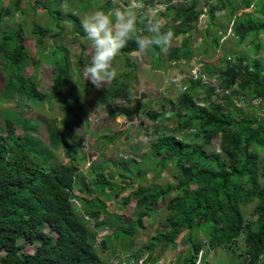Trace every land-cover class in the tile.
Listing matches in <instances>:
<instances>
[{
  "label": "trees",
  "instance_id": "trees-1",
  "mask_svg": "<svg viewBox=\"0 0 264 264\" xmlns=\"http://www.w3.org/2000/svg\"><path fill=\"white\" fill-rule=\"evenodd\" d=\"M2 1L0 102L22 108L29 102L59 101L69 96L66 108L71 109L72 120V105L80 99L73 96L75 66L70 52L56 45L48 58L53 64L49 93L37 77H26L28 67H38L42 62L29 49L26 22H18L14 28L6 22L20 15L26 17L30 11L36 17L38 10L44 9L61 29V33L53 34L50 27L34 18L32 34L37 47L44 50L49 37H61L64 21L85 37L82 19L75 13L66 14L62 8L54 9L53 2L64 0H31L28 9L25 0H12L9 6ZM156 1L165 5L160 12L167 20L162 31L175 28L176 36L188 35L166 53L169 63L192 59L191 33L205 14L209 23L203 30L204 41L209 38L214 50L219 49L224 36L221 30H227L230 23L239 46L251 42L252 51L261 48L255 41L264 34V0H181L177 5L173 0H147L146 5L155 6ZM127 3L123 0L122 4ZM112 7V0L104 2L105 10ZM251 8L252 12L237 15ZM219 12L226 13L230 22L227 27L219 26ZM138 28H145L143 17L138 20ZM153 50L164 62L163 51L157 47ZM135 53L139 52L134 41L121 50V55L128 56V67H135L130 58ZM220 61L224 64L206 65L196 79H188L185 91L175 101L167 102V110L145 112L153 122L161 118L173 125L169 134L152 140L149 149L157 160L154 181L169 162L174 182L135 185L148 173L135 159L102 164L96 161L88 167L87 175L83 170L87 159L77 160L81 144L64 146L56 119L52 127H47L46 142L35 134L37 124L27 114L3 110L0 264H114L120 255L129 259L125 262L120 258L119 264H137L141 259L146 264H158L161 255L174 250L178 243L187 249L176 264H207L205 258L215 249L234 255V264H264V61L243 55L223 56ZM214 79L217 84L211 83ZM82 86L85 94L92 95L91 87ZM123 94L122 90L108 89L100 101L108 103ZM186 131L192 132L188 141L177 137ZM214 140L218 141L217 149L212 148ZM63 146L68 162L58 160L57 152ZM130 186L134 189L121 204L136 198L133 217L111 212L109 203ZM248 206H252L250 219L245 212ZM158 207L164 213L161 229L141 244L140 232ZM104 231L102 250L98 252L97 237Z\"/></svg>",
  "mask_w": 264,
  "mask_h": 264
},
{
  "label": "rangeland",
  "instance_id": "rangeland-1",
  "mask_svg": "<svg viewBox=\"0 0 264 264\" xmlns=\"http://www.w3.org/2000/svg\"><path fill=\"white\" fill-rule=\"evenodd\" d=\"M105 1L64 0L62 2H53V7L54 9L62 8L66 14L75 13L83 20L85 15L91 14L95 10H105ZM146 1L144 0L145 5ZM178 1L181 0H173V5H177ZM2 2L5 6H9L12 0H4ZM120 2L123 3V0H120ZM30 3H32L31 0H25L24 7L28 9ZM157 3L160 2L156 1ZM252 10V8L248 10L242 9L237 15L240 16L243 12H252ZM216 15L219 26H226L230 23L226 18L225 12H219ZM34 18L42 25L50 27L53 34L61 33L57 22L44 9L38 10L36 17H34L33 11H30L26 17L20 15L16 18L8 19L6 25L10 28L16 27L18 22H26L29 49L36 59L42 61L38 67L34 65L28 67L26 69V77H37L42 83L43 88L51 93L53 87V64L48 58L55 50L56 45L65 47L70 52L75 66L73 96L80 100H78V104L73 103L72 105L74 111V118L72 120L73 113L70 112L71 109L69 111L66 108L71 98L69 96L59 101L52 100V102L48 101L45 103L29 102L26 104L27 106H23L22 108H12V106L0 102V123L5 124L3 110L9 112L13 109L14 113L27 114L28 118L34 120L37 124L35 134L47 142V127H52L56 119L57 126L62 132L64 146L81 144L77 152V160L83 162L87 159L88 161L91 153L94 152L93 155L96 156V161H99L100 164L105 162L115 163L123 160L128 162L131 159L142 163L148 173L145 177L141 176L136 180L135 185H148L154 182L158 184H164L168 181L174 182V170L169 162L166 163V168L161 172L160 178L154 181V167L157 160L149 149L150 142L162 134H169L173 125L171 122L164 121L161 118L153 122L146 115L145 112L147 110H155L158 113L167 110V102L170 100L175 101L185 91L188 79H196L201 75L206 65H212L213 67L223 65L224 63L220 61L223 56L243 55L253 58L258 57L264 61V34L260 36L259 40L255 41V45L259 43L261 44V48L252 51L254 45L251 42L239 46L238 39L231 32L232 23L229 24L227 30L223 27L221 33L224 36L220 40L219 49L214 50L209 44V38L204 41L203 30L209 23L208 16L205 14L200 16L197 29L191 33L194 41L192 46L193 57L190 61H180L177 63L165 61L166 53L171 48L179 46L188 36L187 34L176 36L175 28H173L171 31L174 34V40L168 50L163 51L164 56L162 59L164 62H160V59L156 58L153 48L146 53H135L130 56L135 64L134 68L128 67L126 61L128 56L120 54L114 61V67L118 72L117 78L111 83L106 84L105 87L97 90L89 81H85L81 74L82 66L90 63L92 55L90 42L87 41L86 37L76 34L73 25L64 21L63 28L65 30L61 37L57 39L49 37L46 41V49L40 50L37 47L36 37L32 34V21ZM166 22L167 20L164 19V25ZM178 24L176 23V25ZM204 81L210 83L208 78H205ZM211 83L217 84L215 79ZM82 85L91 87L94 90L92 95L85 94V89ZM108 89L110 91L122 90L124 94L114 101L103 103L100 101V97ZM143 94H146V98L144 99L142 98ZM140 105H143L142 109L136 111ZM243 109H245L244 106ZM130 111H134V114H129ZM259 112L262 114V108H260ZM117 113L123 114L126 119L121 118L118 120L116 118ZM2 132L0 127V133ZM191 136L192 132L186 131L184 136L178 135L177 137L188 141ZM217 145V140L212 141V148L217 149ZM64 146L57 152L60 162L69 161L65 156ZM129 165L131 166V164ZM113 169L116 171L114 166ZM83 170L88 175L89 170L87 166ZM89 179H92V177L89 176ZM133 189L134 187L130 186L124 194L119 195L114 201L110 202L108 209L111 212L120 213L125 217L132 218L135 213L136 198L132 197L127 205H122L121 201ZM251 210L252 206L245 208L248 219L251 218ZM163 216V211L158 207L155 215L147 219L146 229L140 232L139 241L141 244L146 243L161 229ZM103 237H105V231L98 234L95 245L98 252L102 250L100 242ZM186 249V246L178 243L174 250H168L163 253L160 261L163 264H176L178 258L185 254ZM120 258H124V256L120 255L119 259L117 257L114 264L121 263ZM128 259L129 257L125 256V262ZM204 261H207V264H234L236 259L232 254H226L219 249H215Z\"/></svg>",
  "mask_w": 264,
  "mask_h": 264
},
{
  "label": "clouds",
  "instance_id": "clouds-1",
  "mask_svg": "<svg viewBox=\"0 0 264 264\" xmlns=\"http://www.w3.org/2000/svg\"><path fill=\"white\" fill-rule=\"evenodd\" d=\"M113 7L105 11L95 10L85 15L81 27L92 49L89 64L82 66L81 74L99 90L117 78L118 72L114 61L121 54L129 41H134L139 53H146L153 47L167 51L174 40L171 30L162 31L164 20L160 15L165 5L157 3L146 6L144 0H112ZM144 18L145 28H138V20ZM147 32V35L144 32ZM116 118L126 119L121 113Z\"/></svg>",
  "mask_w": 264,
  "mask_h": 264
},
{
  "label": "built area",
  "instance_id": "built-area-1",
  "mask_svg": "<svg viewBox=\"0 0 264 264\" xmlns=\"http://www.w3.org/2000/svg\"><path fill=\"white\" fill-rule=\"evenodd\" d=\"M93 154H94V152L91 153V155H90V159H88V161H87V168H88L91 164H93L94 162H96V160H97V159H96V156H94ZM77 203H78V201H77ZM124 258H125V257H124ZM124 258H122V259H124ZM137 264H146V262H145L144 259H141V260L138 261ZM158 264H163V263H162V261H159Z\"/></svg>",
  "mask_w": 264,
  "mask_h": 264
},
{
  "label": "water",
  "instance_id": "water-1",
  "mask_svg": "<svg viewBox=\"0 0 264 264\" xmlns=\"http://www.w3.org/2000/svg\"><path fill=\"white\" fill-rule=\"evenodd\" d=\"M142 98H143V99L146 98V94H143V95H142Z\"/></svg>",
  "mask_w": 264,
  "mask_h": 264
}]
</instances>
